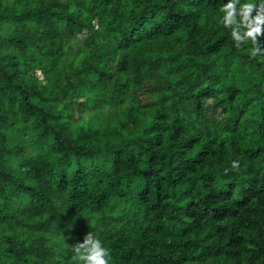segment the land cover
I'll list each match as a JSON object with an SVG mask.
<instances>
[{"label": "trees", "instance_id": "obj_1", "mask_svg": "<svg viewBox=\"0 0 264 264\" xmlns=\"http://www.w3.org/2000/svg\"><path fill=\"white\" fill-rule=\"evenodd\" d=\"M229 3L264 16L0 0V264H81L89 231L110 264H264V33Z\"/></svg>", "mask_w": 264, "mask_h": 264}, {"label": "clouds", "instance_id": "obj_2", "mask_svg": "<svg viewBox=\"0 0 264 264\" xmlns=\"http://www.w3.org/2000/svg\"><path fill=\"white\" fill-rule=\"evenodd\" d=\"M228 9L224 18L226 24H236L237 27L233 28V36L239 42L251 37L256 40L259 34L264 33V16L257 15L253 20L249 21L248 14L251 13L253 5L246 3L243 5L244 9V22L249 23V27L243 33L239 30V22L236 20V7L235 4L229 3L226 5ZM259 49H254L253 54ZM239 161L233 160L232 167H237ZM73 251L78 256L81 264H110L111 251L106 246L105 242L97 236L93 231L85 234L83 240L78 241L73 245Z\"/></svg>", "mask_w": 264, "mask_h": 264}, {"label": "rangeland", "instance_id": "obj_3", "mask_svg": "<svg viewBox=\"0 0 264 264\" xmlns=\"http://www.w3.org/2000/svg\"><path fill=\"white\" fill-rule=\"evenodd\" d=\"M82 37H85L84 35Z\"/></svg>", "mask_w": 264, "mask_h": 264}]
</instances>
